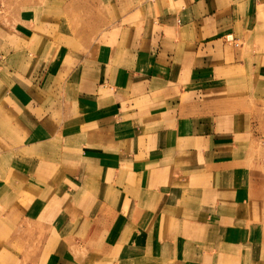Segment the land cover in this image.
Masks as SVG:
<instances>
[{
	"label": "crops",
	"instance_id": "obj_1",
	"mask_svg": "<svg viewBox=\"0 0 264 264\" xmlns=\"http://www.w3.org/2000/svg\"><path fill=\"white\" fill-rule=\"evenodd\" d=\"M4 3L0 169L61 137L83 157L66 161L58 205L35 209L56 220L49 239L84 226L82 239L106 252L122 230L123 255L108 264H229L231 242H251L253 221L264 216V179L243 156L261 114L234 104L264 99V0ZM69 18L88 22L70 35ZM81 121L90 123L82 132ZM49 176L28 177L40 184ZM9 184L0 219L39 189ZM86 209L91 225L81 222ZM75 255L67 263L79 262ZM260 255L253 258L264 264Z\"/></svg>",
	"mask_w": 264,
	"mask_h": 264
},
{
	"label": "rangeland",
	"instance_id": "obj_2",
	"mask_svg": "<svg viewBox=\"0 0 264 264\" xmlns=\"http://www.w3.org/2000/svg\"><path fill=\"white\" fill-rule=\"evenodd\" d=\"M2 5L3 12L1 11V16L6 17L9 8L7 3L0 4V7H2ZM67 22L68 28L66 27V32L70 35H76L74 34L75 31H79L88 20L69 18ZM97 37L100 38L99 41H104L103 36H98L97 34L96 38ZM240 86L241 91H248V82H243ZM234 104L236 105V109L243 111H247L249 104H251L252 107L256 106V111L261 114V128L259 130L250 131L249 133H251V135L245 138L247 141L245 148L247 150L244 152L243 156L246 157V161L249 159L248 166L250 170L261 174L264 179V99L263 101L255 102L254 99L245 97L240 99V101H234ZM79 124V131L81 132L85 126H90L88 121H81ZM79 124L75 126L79 128ZM83 132L86 131L83 130ZM84 139L86 140V138ZM72 144L73 142L71 139L68 140L66 137H61L57 140H52L51 145H46L45 148L31 146L27 151L18 152L19 154L16 153L14 158L3 164V168L0 169V189L8 183H10L9 185L12 184V186L15 185L17 188H21L22 186L27 188L31 183L39 187V189H37L36 192L33 191L34 193L28 192L31 194L30 196L17 199L16 204H18L12 208L10 214L7 213V218L0 219L2 223L0 226V264H57V262L58 264H73V261L72 263L67 262H70L71 257L75 254H79L78 256L75 255V257H79V262L76 264H94L98 261L96 257L97 253H106L107 257L110 256L108 258L109 262L103 260V264L119 262V257L123 255L121 254V247L123 246L122 230L120 233L115 234L117 238L114 239L112 244L118 246V248H111V250L108 249L106 252H103V246L101 243H98V241L93 243L92 247H90L84 239H82V233L85 231L84 226L80 227V231H77L75 234L66 235L63 241L55 242L49 239L50 235L54 234V229L50 227V225L54 224L56 220L54 218L53 220L51 219L47 214L48 211H45L42 216L39 215L38 211L35 212V209L38 210L39 206H43L44 204H49L52 209V206L61 199V197L58 196L59 192H61L66 185L63 178L66 176V173H68L67 169H70L69 163L66 161L70 160V158L83 161L81 153L77 152L78 145L73 146ZM81 145H85V142L81 143ZM80 148H83V146ZM96 149L102 150L100 146L96 147ZM62 158L64 159L63 161H61ZM49 159L52 162H49ZM79 165H81V162H79ZM46 166L55 167L46 170ZM37 171H42L45 174L51 175L42 183H36L38 186L32 183L28 177L29 174L37 173ZM15 175H17L18 178H24V176L26 178H24V182L21 183L20 180L15 181ZM35 181H38V179ZM92 185L94 186L93 183ZM135 204L136 201L133 200L131 206H135ZM2 207L0 205V209ZM80 209H82V206ZM86 210L80 211L81 222L91 225L93 218L89 219V210ZM29 213L32 215V218L36 220L35 223L29 222L31 219ZM131 213L132 211H129L127 215ZM34 216L37 217V219ZM253 223H255L257 227L250 228L249 230L251 242H237L235 244L231 242L230 247L236 246L235 249H232L228 254L230 256L229 264L261 263V259L257 257H259V254H261L260 257L263 256L264 253V216L259 220L258 217H256ZM88 233L89 232H87V234ZM240 234L243 233L241 232ZM101 235L102 233L97 234V239ZM245 235H248V232H246ZM150 236L151 234L149 237ZM261 238L263 240H261ZM116 240L117 242H115ZM256 240L257 242H254ZM86 246L89 247V250L87 249L88 247L85 250ZM253 256L257 257L253 258Z\"/></svg>",
	"mask_w": 264,
	"mask_h": 264
}]
</instances>
